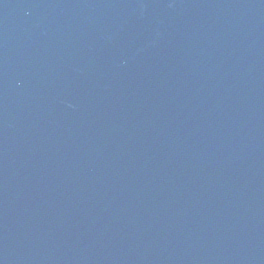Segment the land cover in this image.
Masks as SVG:
<instances>
[{
  "label": "water",
  "instance_id": "water-1",
  "mask_svg": "<svg viewBox=\"0 0 264 264\" xmlns=\"http://www.w3.org/2000/svg\"><path fill=\"white\" fill-rule=\"evenodd\" d=\"M0 264H264V0H0Z\"/></svg>",
  "mask_w": 264,
  "mask_h": 264
}]
</instances>
